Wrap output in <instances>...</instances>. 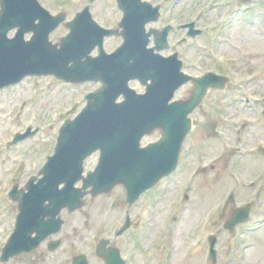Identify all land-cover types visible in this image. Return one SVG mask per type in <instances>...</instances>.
I'll list each match as a JSON object with an SVG mask.
<instances>
[{"label": "rangeland", "instance_id": "obj_1", "mask_svg": "<svg viewBox=\"0 0 264 264\" xmlns=\"http://www.w3.org/2000/svg\"><path fill=\"white\" fill-rule=\"evenodd\" d=\"M39 1L53 14L65 10L67 20L88 4V0ZM151 1L163 7L166 3L165 0ZM241 3V0H181L174 11L164 7L159 22L151 25L161 28L171 14L182 22L197 20L199 28L204 30L200 37L188 38L177 30L170 37L171 41L174 44L180 41L187 61L197 65L190 69L193 74L218 69L229 76L232 83L222 92L211 90L208 93L204 104L192 115L194 136L188 142L197 139L195 148L190 144L177 174L164 183V187L159 184L151 197L145 196L137 205L135 210L140 216L135 218L139 222L136 234L142 230L148 249L141 251L139 237L135 248L134 238L131 257L135 264H168L169 233L173 225L180 241L173 264H214L209 253L211 235L218 237L216 264H264V226L258 229L264 219V179L252 183L264 170V119L261 118L264 111V0L243 4L238 9ZM92 8L94 17L105 27H116L123 16L116 0H95ZM15 32L11 31L10 37ZM67 33L68 29L62 24L50 39L58 42ZM31 36L27 34L25 39ZM233 42L241 45L244 52L253 54L250 63L232 64L225 59L227 57L223 58L237 54ZM121 43V38L106 39V51L113 52ZM96 54L95 50L93 55ZM99 86L95 82L73 86L54 77H28L19 85L0 91V185H4L0 187V245L11 235L14 216L16 219L18 213L17 202L8 198L6 186L20 183L19 187H23L31 175L37 174L47 156L54 152L62 123L74 118L86 104L85 94ZM131 86L137 92H144L138 82H132ZM191 88L190 84L181 88L175 98H187ZM29 127L36 129L32 136L16 145L10 144L17 132ZM159 136V132H154L145 137L143 143L155 141ZM256 145L263 147L257 154L249 155L247 150ZM201 152L203 155H198ZM97 162L98 154H94L86 160L85 169H94ZM203 165L207 166L205 172L201 171ZM185 193L189 195L188 200L184 199ZM120 197H124V191L118 187L109 196H99L72 214L63 213L66 223L60 237L66 244L48 258L47 264H71L73 257L81 253L87 254L90 264H103L95 248L102 238L109 236L113 240L115 237L113 232L120 226L119 211L112 212L110 203ZM147 201L152 203V221L144 208ZM246 203L251 204L249 219L230 234L223 228L224 222L234 208ZM149 234L153 235L152 241L148 240ZM126 235L124 237L133 238ZM39 257L40 251L36 250L8 263L38 264Z\"/></svg>", "mask_w": 264, "mask_h": 264}, {"label": "water", "instance_id": "obj_2", "mask_svg": "<svg viewBox=\"0 0 264 264\" xmlns=\"http://www.w3.org/2000/svg\"><path fill=\"white\" fill-rule=\"evenodd\" d=\"M118 4L124 11L121 32L98 27L86 8L66 24L71 32L60 43L53 44L49 35L64 21V14L53 17L36 0L0 1V89L30 75H55L72 83L89 80L103 83L98 92L87 95L88 104L78 117L62 126L55 154L40 171L43 177L38 183H34L38 178L32 177L27 193L16 187L10 193L19 202L20 213L15 232L4 249L3 261L32 251L50 233L59 232L62 209L73 212L82 208L85 205L82 199L88 193L95 197L123 184L128 202L133 204L144 191L176 168L182 142L191 130L188 115L202 102L208 88L225 87L224 77L209 73L191 78L181 72L182 63L176 54L164 58L155 53L167 48L170 31L168 27L161 32L154 29L146 32V24L158 20L159 7L153 8L141 0H118ZM15 28L16 36L9 39L8 33ZM31 32L32 39L25 41V35ZM113 34L123 36L125 41L115 53L106 55L104 37ZM152 34L156 46L147 48ZM96 46L100 55L91 57ZM134 79L147 86L146 94L137 95L129 89L128 82ZM190 80L194 83L191 97L169 104L175 91ZM121 95L125 100L116 103ZM157 128L162 130L161 139L140 148L141 139ZM28 135L16 137L15 143ZM98 150V166L83 176L84 160ZM80 180L83 187L76 188ZM61 184L64 186L60 189ZM248 215L249 208L235 210L225 228L233 231ZM45 216L50 219L44 220ZM34 231L36 237H32ZM107 243L102 241L98 245V255L106 264H124L119 251L107 248ZM215 243L213 238L214 262ZM59 244L57 241L52 249ZM73 264H88V261L81 255Z\"/></svg>", "mask_w": 264, "mask_h": 264}, {"label": "flooded vegetation", "instance_id": "obj_3", "mask_svg": "<svg viewBox=\"0 0 264 264\" xmlns=\"http://www.w3.org/2000/svg\"><path fill=\"white\" fill-rule=\"evenodd\" d=\"M116 201H115V204H116V207H115V211L116 210H118L119 211V214H118V216H119V220H124V219H126L127 218V216H130V212H131V208H128L125 204H124V200H123V197H120V198H118V199H115ZM132 216L133 215H131L130 217H131V219H130V223L131 224H133L134 223V218L132 219ZM134 216H136V215H134ZM55 239V237H49V239H48V242L49 241H51V240H54ZM66 244V242L64 241V245ZM41 249V250H40ZM39 251H40V257H39V260H38V262H41V261H43V264H47L48 262H49V260H48V258H49V256H50V253H48V247L46 246H44V245H42V246H40V248L38 249ZM41 258H42V260H41Z\"/></svg>", "mask_w": 264, "mask_h": 264}, {"label": "bare ground", "instance_id": "obj_4", "mask_svg": "<svg viewBox=\"0 0 264 264\" xmlns=\"http://www.w3.org/2000/svg\"><path fill=\"white\" fill-rule=\"evenodd\" d=\"M176 239V238H175ZM176 248L177 247H173V251H172V253H171V255H170V258H169V263H173L174 262V260L176 259V255H177V253H178V251L176 250Z\"/></svg>", "mask_w": 264, "mask_h": 264}]
</instances>
